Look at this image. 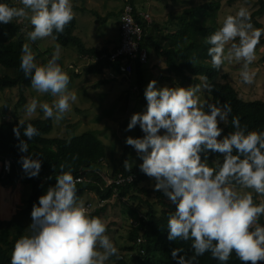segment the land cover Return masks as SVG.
Instances as JSON below:
<instances>
[{
  "label": "clouds",
  "instance_id": "9594fccd",
  "mask_svg": "<svg viewBox=\"0 0 264 264\" xmlns=\"http://www.w3.org/2000/svg\"><path fill=\"white\" fill-rule=\"evenodd\" d=\"M20 2L23 7L0 3V24L8 25L16 18L30 20L34 30L27 33V38L33 43L45 37L57 39L53 33L62 34L76 15L71 0ZM262 35L264 28L253 27L246 7L234 16L228 15L223 26L206 38L211 45L208 56L212 67L220 69L225 62H243L241 81L253 84L255 73L249 66L256 59ZM60 47L56 45L46 65L38 66L29 43L22 46L20 67L26 77H31L33 89L58 97L51 106L32 99L25 106L29 116L40 107L45 118L59 121L71 102L77 100L75 92L68 90L70 76L57 63ZM201 79L205 81L203 88L210 93L213 86L207 84L208 78ZM157 83L151 80L147 84L146 109L132 114L125 129L131 131L139 125L144 136H129L125 143L142 160L141 172L155 179L154 190L162 191L176 206L168 219V239H191L195 253L192 259L210 252L214 259L227 262L235 252L243 264L264 261V226L259 223L264 216V202L256 204L252 192L237 191L239 186L264 196V132L247 131L234 117L236 130L222 137L219 125L232 112L228 103L202 101L198 95L200 86L170 88L157 87ZM13 134L19 151L28 153V143L21 135L30 141L40 133L33 124L24 127V122L19 121ZM209 153L221 154L223 163L209 167ZM19 162L29 178L39 176L41 159L22 155ZM123 166L131 169L128 160ZM60 167L56 184L33 205L32 223L28 226L31 235L16 241L10 264H106L114 255L119 258L118 249L105 234L106 224L90 216L83 201L78 202L77 184L81 180L74 178L70 167L67 172L63 171L65 165ZM182 251L172 250L176 264H192V259L180 255Z\"/></svg>",
  "mask_w": 264,
  "mask_h": 264
},
{
  "label": "trees",
  "instance_id": "16d2710c",
  "mask_svg": "<svg viewBox=\"0 0 264 264\" xmlns=\"http://www.w3.org/2000/svg\"><path fill=\"white\" fill-rule=\"evenodd\" d=\"M135 1L129 0L127 4H130L136 10L137 22L144 30V38L140 48L147 52L153 51L160 58H163L165 73L178 80L180 86H201L205 83L201 77H207V84L213 86L210 93L205 90L210 98V103L217 105L228 103L231 106L232 112L226 120L222 137L236 130L232 124L234 117L239 118L241 127H246L247 131L264 132V101L242 100L236 89L227 81V77L220 76V69L212 67L211 57L208 56V48L211 45L206 43V38L220 29L216 23V13L220 9L219 2L209 1V3L201 6L185 9L180 14L170 15L166 30H170L171 27L173 29L156 40L155 32L138 18ZM236 1L250 2L254 0H229L228 2L231 4ZM255 1L258 4V9L251 14V23L256 29H261L263 27L256 19L264 15V0ZM0 3L15 6L11 0H0ZM73 11H79L81 14L86 13L83 8L73 7ZM93 15L96 16L97 14L93 13ZM75 26L76 20L74 18L65 27L62 34L54 32L53 35L57 36V39L53 40L54 43L65 49L74 47L81 58H95L96 62L83 71L87 75H102L105 70L113 73L117 72L120 62L111 64L100 59L109 53L105 48H86L82 41L73 34ZM26 31L24 25L17 21H12L8 25L0 24V67L15 73V76L4 74L0 77V91L18 89L20 99L17 107H22L25 104L24 93L27 88L32 86L31 77H26L20 67L21 50L25 44ZM263 44L264 40L260 38L258 45ZM47 63L48 61L45 65ZM134 71L137 76L140 103L146 109L147 102L142 88V65L136 62ZM80 76L79 73L74 74L75 78ZM219 77L220 80H218ZM105 84L106 82L102 81L99 85ZM99 85L94 88H98ZM18 123L19 121L14 120L12 122H1L0 124V163L8 160L11 166L8 174L0 172V187L7 190L19 184L24 190L28 189V197L25 206L19 213L20 217L31 218L33 205L38 204L39 197L46 194L50 186L56 184V177L61 174L60 165L63 164L65 165L64 172L69 171L70 167L74 178L82 180L81 183L77 184L78 200L84 194H94L98 202H105L103 207L89 213L90 216L99 217L103 220L107 207L114 202L123 206L125 211L122 212H129L130 215L136 216V211L127 203H123L121 199L127 198V200L140 202L141 199L138 194L146 196L152 194L154 196L156 203L160 206V213H157L148 202H141L148 206V210L139 218L140 223L134 226L126 236L127 245L123 252L134 253L136 240L140 237L143 241L137 247L144 252L143 255H140L139 252L135 255L137 264H176V260L171 255L172 250L175 248L183 249L180 255L186 259H192L195 256L191 239L188 241L179 238L176 241L168 239V219L169 215L174 213L176 206L162 191H155L154 188L149 190L142 186L143 183L154 178L146 176L139 167L125 169L123 165L126 159L124 158L120 169L116 171V177L119 175L123 178L133 177L132 182L119 186H106L96 170L106 157L103 143L92 132L83 133L71 140L47 138L52 131V118L24 122V127L31 123L38 129L40 134L30 141L22 134L21 139L26 140L28 143V153H21L17 147L18 141L13 134V127ZM21 133H23V128ZM143 136L144 133L140 129L137 138ZM124 150L125 155H127L128 150L133 154L136 152L131 146L125 147ZM233 154H236L235 151ZM22 155H30L33 158L38 157L41 159L42 167L38 177L29 178L25 171L24 174L18 172V168H22V164L19 162ZM217 156L218 161L213 168L223 163V156L218 153ZM237 188L240 187L237 186ZM114 195H116L115 198H113ZM256 204H259V202H256ZM87 205L93 207L90 203L85 206ZM259 223L264 226L263 216L260 217ZM26 228V224L22 225L17 221L0 223V264H10L16 241L23 236H28L26 235ZM116 264H125V262L120 260ZM192 264H243V262L239 260L235 252L231 254L227 262H220L214 259L210 252H206L204 255L192 259Z\"/></svg>",
  "mask_w": 264,
  "mask_h": 264
},
{
  "label": "rangeland",
  "instance_id": "374dc122",
  "mask_svg": "<svg viewBox=\"0 0 264 264\" xmlns=\"http://www.w3.org/2000/svg\"><path fill=\"white\" fill-rule=\"evenodd\" d=\"M16 7H23L20 0H11ZM212 2H219L220 9L216 13V23L219 28L223 26V22L228 15H235L241 7H246L251 14L258 9L257 2L254 1H236L229 3V0H136L135 8L139 13L149 15L152 21V29L155 31V37L158 39L166 32V24L169 21L170 15L180 14L183 10L201 6L203 4ZM73 7L84 9L86 13L75 12L76 26L73 32L74 36L79 38L86 48L102 49L108 51L113 49V44L117 42L118 38V24L122 8L129 0H71ZM96 13L97 15H93ZM29 15L31 13L29 12ZM24 25L25 43H29L34 55L35 63L38 66L45 65L46 61L52 58L53 53L56 51V44L52 37H45L38 39L34 43L29 41L27 33L34 30L33 26L28 19H13ZM256 21L264 28V15L257 18ZM254 27V26H253ZM255 28V27H254ZM264 40V35L261 37ZM238 43V38L237 41ZM230 46V45H229ZM226 46V51L227 47ZM150 55V51H148ZM61 68L70 76V83L68 90L75 92L77 100L71 102L68 112L64 113L63 119L57 121L52 118V131L47 138H57L71 140L86 132L94 133L98 139L103 143L105 149V159L101 161L100 165L96 168L99 177L104 181H111L116 177V171L120 169L121 162L124 160L129 161L131 169L139 167L142 160L139 159L137 153L133 154L130 150L125 155L126 138L131 136L137 138L139 125L131 131H125L130 121L132 114L143 112L144 106L140 103L139 90L137 87V76L133 71L130 79L111 78L109 71L103 72L102 75H87L83 72L87 67H90L96 62L95 58H81L77 54L74 47L61 48L60 47ZM256 59L249 66L250 71L255 73L254 83L251 85L244 84L241 81L240 72L243 62L232 63L225 62L220 68V76H226L227 81L236 89L239 97L245 101L263 100L264 101V44L257 45ZM160 59V58H159ZM150 60L142 65V88L143 93L147 84L151 80H156L157 87H184L180 86L178 80H167L163 65H158L156 68L158 76L149 72ZM161 70V71H160ZM75 73L81 76L74 77ZM4 74L15 76V73L4 70L0 67V77ZM165 77V79H164ZM171 77V76H170ZM171 79V78H168ZM129 80V81H128ZM220 80V77L218 78ZM105 81V85H99ZM99 83V84H98ZM98 88H94L98 86ZM201 92L198 93L201 100L207 99L210 103V98L206 94L203 85ZM25 104L22 107H17L19 102V90L10 89L0 91V124L1 122L17 121H35L46 119L40 107H37L36 112L29 116L26 113L25 106L32 100L36 99L39 103L47 102L50 106L53 100L58 97H53L50 93H38L33 87L26 89L24 93ZM226 122L221 123L219 126L223 129ZM163 134V130L161 133ZM203 155V154H202ZM203 159V156H202ZM8 161V160H7ZM218 161L217 153L208 154V166L213 168ZM19 173L24 174L22 168H18ZM156 181L155 179L149 180L142 184L147 189L152 190ZM2 188V187H1ZM239 192H252L254 203L264 202V196H260L251 189L237 188ZM9 194L5 195L6 199L3 201L2 206H6L8 210L12 209V215L8 219H0V223H7L10 221L20 222L22 225L26 224V235H31L29 225L32 223L30 217H20L19 213L25 206V201L28 197V189L24 190L19 184L15 187L7 189ZM141 201H131L121 199L123 203H127L136 211V216L130 215L125 211L120 203L114 202L107 207L103 222L107 226L106 235L109 236L114 246L118 249V257L109 258L106 264H116L123 260L125 264H137L135 253L123 252L127 245V234L134 226L139 224V218L147 212L148 206L141 202H148L153 206V209L160 213V206L156 203L154 196L138 194ZM11 198V199H10ZM83 201L84 205L92 204L93 209H89V213H93L97 207L98 200L94 194H84L78 200ZM11 205V206H9ZM11 207V208H10ZM264 217V216H263ZM26 222V223H25ZM134 248V252H135ZM258 264H264V261Z\"/></svg>",
  "mask_w": 264,
  "mask_h": 264
},
{
  "label": "built area",
  "instance_id": "2783aa9c",
  "mask_svg": "<svg viewBox=\"0 0 264 264\" xmlns=\"http://www.w3.org/2000/svg\"><path fill=\"white\" fill-rule=\"evenodd\" d=\"M136 10L130 5L125 4L122 8V11L120 13L119 17V24H118V30H119V44L116 48L109 51V53L106 56H102L100 59L106 60L111 64H114L116 62H120V65L118 67L117 72L113 73L109 71V74L111 75V78H123V79H129L134 71L135 63L138 62L141 65H144L148 61V53L146 50H143L140 48V45L144 38V30L141 27V25L137 22L136 16H135ZM138 18L142 22L146 24L148 28H151L152 21L147 14H142L137 12ZM11 170L10 161L5 160L3 163H0V172H3V174H8ZM133 180V177H127L123 178L121 175L117 176L111 181H105L106 186L110 185H122L124 183H131ZM82 181V180H81ZM116 195H114L113 198H115ZM105 202H98L97 207L101 208L103 207ZM88 210L93 209L91 205L85 206ZM96 208V209H98ZM143 241L139 237L136 240V250L135 255L139 252L140 255H143L144 252L142 249H138L137 247L142 244Z\"/></svg>",
  "mask_w": 264,
  "mask_h": 264
},
{
  "label": "crops",
  "instance_id": "0c3cea01",
  "mask_svg": "<svg viewBox=\"0 0 264 264\" xmlns=\"http://www.w3.org/2000/svg\"><path fill=\"white\" fill-rule=\"evenodd\" d=\"M153 27H151V29H152ZM155 32V31H154ZM118 33H119V30H118ZM156 38V37H155ZM156 40H158L157 38H156ZM118 44H119V34H118V38H117V42L116 43H114L113 44V49L114 48H116L117 46H118ZM112 49V50H113ZM111 51V50H110ZM148 53V52H147ZM160 57L156 54V53H154L153 51H150V55L148 54V60H150V65H149V72L148 73H150V72H152V73H154L156 76H158V73L156 72L155 73V71H158V69L156 68L158 65H163V69L165 70V64H164V59L163 58H160ZM161 71V70H160ZM163 74H166V73H163ZM166 76V78H167V80H173V79H175V78H173L172 79V77H170L169 75H165ZM168 78H171V79H168ZM164 79H165V77H164ZM125 80V79H124ZM0 189H1V187H0Z\"/></svg>",
  "mask_w": 264,
  "mask_h": 264
},
{
  "label": "bare ground",
  "instance_id": "6f19581e",
  "mask_svg": "<svg viewBox=\"0 0 264 264\" xmlns=\"http://www.w3.org/2000/svg\"><path fill=\"white\" fill-rule=\"evenodd\" d=\"M9 193L10 192H7V190L4 188L0 189V219H3V218L8 219L12 215V212H13L12 209L8 210V208H6V206H2L3 201L6 199L5 195H7ZM9 206H11V205H9Z\"/></svg>",
  "mask_w": 264,
  "mask_h": 264
},
{
  "label": "water",
  "instance_id": "95a60500",
  "mask_svg": "<svg viewBox=\"0 0 264 264\" xmlns=\"http://www.w3.org/2000/svg\"><path fill=\"white\" fill-rule=\"evenodd\" d=\"M51 59V58H50ZM57 63L60 65V67H61V64H60V62L59 61H57Z\"/></svg>",
  "mask_w": 264,
  "mask_h": 264
}]
</instances>
